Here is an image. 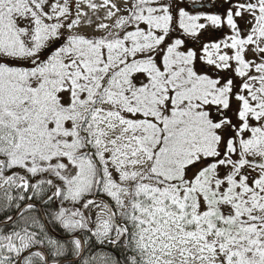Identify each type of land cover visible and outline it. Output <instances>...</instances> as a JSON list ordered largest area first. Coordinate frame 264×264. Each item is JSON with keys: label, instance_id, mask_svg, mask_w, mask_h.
Returning <instances> with one entry per match:
<instances>
[{"label": "snow or ice", "instance_id": "6c2138e0", "mask_svg": "<svg viewBox=\"0 0 264 264\" xmlns=\"http://www.w3.org/2000/svg\"><path fill=\"white\" fill-rule=\"evenodd\" d=\"M0 264H264V0H0Z\"/></svg>", "mask_w": 264, "mask_h": 264}, {"label": "trees", "instance_id": "16d2710c", "mask_svg": "<svg viewBox=\"0 0 264 264\" xmlns=\"http://www.w3.org/2000/svg\"><path fill=\"white\" fill-rule=\"evenodd\" d=\"M49 225L52 227V230L56 231L61 237L60 236L57 237V236L51 234L50 232H49V234L53 235L55 238H62L63 237V233L60 231V229L56 225L51 224V223H49Z\"/></svg>", "mask_w": 264, "mask_h": 264}, {"label": "bare ground", "instance_id": "6f19581e", "mask_svg": "<svg viewBox=\"0 0 264 264\" xmlns=\"http://www.w3.org/2000/svg\"><path fill=\"white\" fill-rule=\"evenodd\" d=\"M48 226H49L48 231H49L51 234H53V235H55V236H57V237L60 236L56 231L52 230V227H51L50 225H48ZM60 237H61V236H60Z\"/></svg>", "mask_w": 264, "mask_h": 264}, {"label": "water", "instance_id": "95a60500", "mask_svg": "<svg viewBox=\"0 0 264 264\" xmlns=\"http://www.w3.org/2000/svg\"><path fill=\"white\" fill-rule=\"evenodd\" d=\"M48 229H49V226H48Z\"/></svg>", "mask_w": 264, "mask_h": 264}]
</instances>
